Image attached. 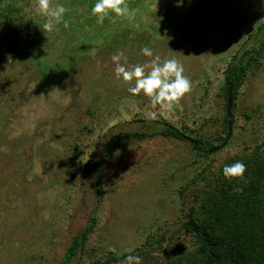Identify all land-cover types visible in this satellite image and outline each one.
<instances>
[{
    "label": "rangeland",
    "instance_id": "374dc122",
    "mask_svg": "<svg viewBox=\"0 0 264 264\" xmlns=\"http://www.w3.org/2000/svg\"><path fill=\"white\" fill-rule=\"evenodd\" d=\"M30 5L36 9L35 0ZM131 9L132 15L115 19L126 36L104 51L92 46L87 54H72L63 36L56 43L50 37V47L32 55H11L5 50L10 42L2 45L1 57L8 59L0 64V264H86L92 253L128 251L147 241L141 264H162L169 251L190 243L181 222L202 181L181 192L183 186L203 165L215 168L245 144L264 140L263 49L238 88L225 146L200 157L185 139L127 137L102 166L98 193L87 160L97 159L122 133L172 124L187 134L204 131L219 144L213 136L223 134L225 69L234 54L264 38V0H184L180 6L147 0ZM57 27L54 36L62 33ZM144 46L162 59L175 57L193 85L156 120L148 116L156 110L148 98L127 92L110 59L121 50L147 71L152 58L141 54ZM63 65L65 71L41 77ZM103 77L106 84L100 85ZM91 216L95 225L85 249L65 261L67 247Z\"/></svg>",
    "mask_w": 264,
    "mask_h": 264
},
{
    "label": "trees",
    "instance_id": "16d2710c",
    "mask_svg": "<svg viewBox=\"0 0 264 264\" xmlns=\"http://www.w3.org/2000/svg\"><path fill=\"white\" fill-rule=\"evenodd\" d=\"M142 1L147 0H128V4L130 8L136 7ZM50 2L53 4L63 2L69 8V12L66 13L69 27L65 29L61 25L62 33L57 36L40 29L43 20L38 11L31 7V0H0V64L8 59L1 57L2 45L7 41L10 42V47L5 50L11 55L16 51L32 55L34 52L39 53L43 48H49L50 37L53 42H59V38L63 36L61 40L72 54H87V48L94 46L100 50L103 47L100 51H104L110 41L120 39L127 34L123 31L124 26H121V21L115 20L119 17H115L114 14L107 17L102 24L95 22V17L90 15V7L94 0H50ZM263 49L264 38L256 48H249L239 55L232 56L224 76L225 108L228 84L231 82L234 105L239 86L244 81L250 66L258 63V57ZM60 68L57 71L49 67L47 72L43 70L41 77H51L56 72L66 69L65 66L62 70ZM1 71L0 67V74ZM106 79L103 77L98 82L100 85H105ZM230 117L233 126V111ZM226 122L224 113L221 121L223 134L213 136L220 142L227 132ZM191 129L193 134H187L184 127L166 124L151 132L122 133L123 138L101 149L97 159L87 160L86 166L95 174L98 193L103 190L102 180L99 177L102 166L127 137L141 139L159 135L185 139L190 142L195 155L209 157L213 154L215 151L208 150L217 144L211 142L208 133ZM75 147L77 142L74 144ZM242 150L227 156L215 168L211 167L210 163L203 165L180 190L182 192L190 185L202 181V184L196 188L194 204L189 208L187 218L181 222L182 233L190 236V243L188 246L169 251L162 264H264V140L252 147L245 144ZM236 160L246 164L244 175L225 179L221 171L223 165ZM69 170L68 165L67 171L70 172ZM94 225L95 218L91 216L89 224L79 237H75L67 247L65 261L70 259L76 249H85L88 233L93 230ZM146 243L145 247L139 245L128 251H107L105 255L92 253L86 264H111L125 260V256L129 254L142 256L143 253H149V243L148 241Z\"/></svg>",
    "mask_w": 264,
    "mask_h": 264
},
{
    "label": "clouds",
    "instance_id": "9594fccd",
    "mask_svg": "<svg viewBox=\"0 0 264 264\" xmlns=\"http://www.w3.org/2000/svg\"><path fill=\"white\" fill-rule=\"evenodd\" d=\"M184 0H175L176 6L182 5ZM35 7L43 20L40 29L46 33L58 31V25L65 29L69 27L66 13L69 8L63 2L51 3L50 0H35ZM128 17L133 14L128 0H94L90 7V15L95 17L97 24H102L107 17ZM142 55L151 57V67L146 71L142 63H129L128 57L121 50H117L110 59L114 64L113 72L117 79L127 85V92L132 96L143 94L148 98L150 111L148 116L156 120L165 111H171L180 98L192 89V81L185 75L183 64L175 57L161 58L153 55L150 47L140 48ZM246 164L241 160L226 163L222 167L225 179L241 177L246 171ZM109 251L115 252L114 248ZM127 264H141L139 255L125 256Z\"/></svg>",
    "mask_w": 264,
    "mask_h": 264
},
{
    "label": "water",
    "instance_id": "95a60500",
    "mask_svg": "<svg viewBox=\"0 0 264 264\" xmlns=\"http://www.w3.org/2000/svg\"><path fill=\"white\" fill-rule=\"evenodd\" d=\"M231 89H232V85L230 82L228 84L227 97H226V108H225V115L227 118V122H226L227 132H226L225 138L219 144L210 148L208 150L209 152L217 151V150L221 149L223 146H225V144L227 143V141L229 140V137L231 135V130H232V119L230 117L231 106H232V90Z\"/></svg>",
    "mask_w": 264,
    "mask_h": 264
}]
</instances>
